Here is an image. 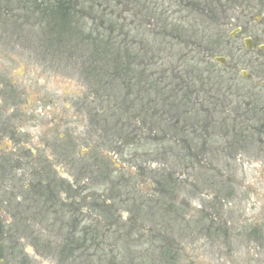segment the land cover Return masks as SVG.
Listing matches in <instances>:
<instances>
[{
	"label": "rangeland",
	"instance_id": "1",
	"mask_svg": "<svg viewBox=\"0 0 264 264\" xmlns=\"http://www.w3.org/2000/svg\"><path fill=\"white\" fill-rule=\"evenodd\" d=\"M163 1L165 6L161 5L160 10H166L167 15H171L168 22H174L184 16L176 14V10L168 6L170 0ZM262 2L263 5H261ZM37 3L40 1L0 0V69L7 67L9 79L16 80L19 86L25 87L27 101L25 104L27 105H33V102L40 98L48 101L51 95L60 100L59 107H64L66 102H70L74 116L72 128L74 134L86 131V124L95 133H97V127L100 130L103 129L104 134L100 137H103L104 141L101 142L99 152L112 159L116 145L119 142V145L124 143L126 145V142L130 140V122L134 125L138 118L139 127L146 130L153 127L155 118H152L151 112H147L150 109L148 100H153L154 92L150 86L147 87L148 91L150 90L149 93L141 92L145 89L144 83L137 86L135 81L139 72L133 76V82L129 80L131 91L127 89V80L114 82L112 88L105 90L102 81L105 77L106 65L110 64L113 69L116 67L114 65L120 64L118 53H116L118 48H128L134 51L133 55L143 57L147 47H156L158 43L155 42L154 35L149 29L145 28L146 34L131 29L134 34V37H131L133 40L136 35L148 37L143 40L142 49L140 43L126 45L123 43L124 38L121 37L120 30L116 28L117 36L114 38L116 52L114 53V46H108L104 39L100 42L96 38V31L93 35L95 42L92 41V37H89L91 28L86 21L84 24L74 18L73 32L70 29L72 18H70V26L65 27L64 22L54 18L55 22L51 21L52 26L49 23L48 27L41 29L38 18L44 19L45 16L41 15L40 10L36 8ZM177 11L180 13L178 9ZM96 12L98 19L102 21L113 19L108 15L103 18L100 11ZM17 17H30L33 25L30 23L24 25V22ZM228 18L230 19L228 24L223 31L221 30L224 34L222 41L218 37L220 33L216 27H213L209 33L201 34L204 35L205 40L203 36L197 39L202 43L200 46L202 50L208 49L213 52L212 60L217 65L215 69H212L216 72L214 74L216 80L214 79L213 82L223 84V90L216 89L221 91L219 92L221 94L216 97L223 99L226 94L228 100L225 104L232 108L242 106L243 100H250L252 97L251 102L254 100L264 108V51L260 50V47L264 46V0H246L242 8L233 12ZM128 19L135 20L132 14L128 15ZM113 20L117 25L120 24V20L116 18ZM138 20L136 19L137 22ZM47 22L44 23L47 24ZM238 29L241 30L238 32ZM246 40H251L250 49H247ZM177 46L183 47L175 43L173 48H176V51L179 50ZM169 52L170 47L164 49L166 56ZM217 57L225 58V63L217 62L215 60ZM94 59L99 60L100 64L94 63ZM161 65L158 67L161 68ZM167 66L164 62V67ZM96 68L98 73L94 74ZM154 69L155 67L148 68L147 75L150 76ZM152 77L148 79L152 81ZM141 80L144 81L145 77ZM96 90L101 93L96 95ZM130 92L131 95L128 96ZM106 94L111 97L108 101ZM215 94H217L216 91ZM237 96L240 97L237 98ZM258 96L260 99H257ZM77 108H83V112L78 113ZM113 109L117 110L116 117H114ZM41 111L45 114V110L41 108ZM53 123L54 121L52 125ZM95 124L99 125L96 127ZM48 127V123L38 124L39 130L34 131L29 128L27 132L38 137L39 133ZM149 132L141 131L142 135L151 138L152 135ZM262 132L260 135L256 133L251 138L239 141L228 132L217 130L216 136H220V140L212 143L216 150L218 148L216 153L211 154L206 151L202 156L200 148L197 150L198 153L194 152L198 157H205L202 159L209 164V166L207 163L204 165L206 169L210 168L212 163L218 166L217 177H213L215 173L212 169L210 174L200 171L196 174L199 179L197 183L191 180L193 177L188 169L178 167L179 161H182V147L171 151V145L169 158L158 156L157 161L156 157H153L155 149L158 148V144L155 143L149 145L143 143L144 145H140L143 146L142 148L131 146L124 150L125 155L120 156V162L116 160L117 165H115V167H119L120 163L124 165L125 178L123 179L119 175L118 177L114 175L113 178L105 177V173L92 164L87 172L94 175L91 182L78 179L79 174L72 177L73 182L76 184L79 181L82 187H84L83 182L90 183L88 189L93 193L91 195L93 199L105 194L110 200L108 205L112 204L124 219H128L131 213L142 218L144 212L138 214L139 210L134 208L137 205L132 202L123 203L128 199L127 190L120 191V184L124 185L125 181L137 183L144 192H149L150 188L152 191L153 188V181L149 178L142 181L139 178L132 179L136 176L139 164L148 165L154 160L152 168L165 165L168 166L169 173L171 171L174 173L175 180L174 183H170L167 199L175 205L168 203L164 209L160 207V210H150L147 218L144 217L142 220L147 226H157L160 230L166 227L165 231L163 229L161 232V235L165 236V242L173 247L178 246L180 251L166 254L165 259L158 258V253L146 252L150 246V237L144 240L134 238L136 242L130 244H134L131 246L133 249L125 251V246H129L125 237L121 239L120 235H110L105 236L104 239L101 238L105 241L103 244L96 241L97 246L90 247L91 249L88 250L87 255L94 256L93 264L99 263L98 257L103 260L101 264H264V130ZM198 133L200 139L201 132ZM186 138L190 141L193 137L187 134ZM82 149L83 155L88 153L86 147L83 146ZM96 155L97 158L91 155L89 159L96 160L94 162L98 164L109 165V162L100 158L97 152ZM135 155L141 158L133 159ZM108 165L105 169L103 168L104 171L107 170ZM76 171L78 170L74 168V174ZM78 173L81 174L80 171ZM69 175L63 173L62 179L70 181ZM35 180L23 178L22 185L26 187L31 181L33 186ZM113 183H119L114 185L115 190L107 185ZM75 187H73L72 211L79 210L76 212L75 217H78L76 219L68 215L70 205L66 210L64 196L59 192L52 195L58 201L56 209L59 205L63 206L62 211L58 213L60 215L57 217L56 226L45 223L48 221H42L39 214L41 203H37L36 200L24 201L25 197H23L20 202L15 199L16 196H12L13 201L8 200L10 202L6 208L8 215L4 216V219L7 222L13 220L12 225L0 227V235L7 236L6 241L0 242V264H91L86 260L87 258L80 257L83 255L81 247H84L85 240H92L89 244L94 242L91 238L98 239L99 234H90L88 238H85L81 231L83 228L87 229L92 221L99 220L100 214L97 209H101V206L95 208L94 205H88L85 199H82L87 195L83 193L84 188ZM36 188L45 190L42 187ZM22 192L27 191L22 190ZM74 192H77V195ZM183 215L187 216L186 219ZM73 221L79 223L77 227L79 235L71 234L74 241L71 246L68 244L67 233H71L72 226L67 225ZM116 223L114 221V224ZM50 238L57 239L58 242L51 241ZM66 245L67 250L75 253L63 251ZM60 253L66 257H78V259L65 263L62 258L59 259Z\"/></svg>",
	"mask_w": 264,
	"mask_h": 264
},
{
	"label": "trees",
	"instance_id": "2",
	"mask_svg": "<svg viewBox=\"0 0 264 264\" xmlns=\"http://www.w3.org/2000/svg\"><path fill=\"white\" fill-rule=\"evenodd\" d=\"M36 1H40V3L36 4V8L40 10L42 13L41 15L45 16L44 19L38 18L41 29L48 27V24L51 23V21L55 22L54 18H59V20L64 22L65 27L71 25L70 18H72V28L70 26L71 32H73L74 18L80 20V22L84 24L86 21L91 28L89 29V37H92V41L95 42L93 35L97 32L95 34L96 38L100 42L104 39V42L108 46H114V53L116 52V44L114 43V38L117 36L116 28L120 30V35L124 38L123 43H126V45H135L134 43H140L141 49L144 44L143 40L148 37L144 35L141 37L136 35V38L133 40V38H131L134 37L132 30L136 29L138 33L146 34L144 29L148 28L154 35L153 37L158 45L151 48L147 47L143 57L133 55L134 51H131L128 48H118V52L116 53H118L120 64L114 65V67H116L113 69L110 64L106 65L105 77L102 81L103 88L105 90L106 88H112L114 82L116 83L117 81L121 82V80H127V89L128 91H131L129 80L131 79L132 81H130L133 82V76L139 72L136 76L138 78L135 81L137 86L144 83L145 89L141 92L149 93L150 90L148 91V86H150V89L154 92L153 100H148L150 109H148L147 112H151L152 118H155L153 127H151L150 130L139 127L138 118L136 119L134 125L130 122L131 132L129 133V142H126V145L125 143L123 145H119V142V146L116 145L115 147V149L119 151L120 156H124V150H127L131 146L142 148L143 146L140 145L143 143H145V145L155 143L158 144V148L160 147V149L156 148V152L153 150L152 154L154 152L153 157L155 156V159L158 161V156L169 158V147L171 145V151L175 150L177 147H182V161H179L180 164H178V167L188 169L189 173L193 177L191 180H193V183H197V180L199 181V179L196 174L200 173V171L210 174V169H212V172L215 173V176L213 177H217L218 166H215L214 163H212L210 164V168L206 169L204 165L207 163L209 166V164L206 160H203L205 157H202V159L200 156L198 157L194 154V152H197L198 148H200L202 156H204L206 151L211 154L217 152L218 148L216 150V147H213L214 144H212L215 140H220V136H216L217 130H224L239 141L240 139H246L248 137L251 138L256 133L258 135L263 133L264 108H262L260 104H257L258 102H254V100L251 102L252 97H250V100H243V105L236 108L226 106L225 103L228 100L226 94L223 99L216 97V95L219 96V94H221L219 93L221 91H217L216 89L223 90V84H216L213 82L216 80L214 76L216 72L212 70L215 69L216 65L212 60L213 52H210L208 49L202 50L200 47L202 43L197 40L198 37L201 36H203L205 40L204 35L201 34L209 33L213 30V27H216L217 31L220 33L218 37L222 41L224 36L222 32L223 28L230 20L228 17H230L233 12H236L237 10L239 11V9L245 4L246 0H170V4L168 6L175 9L176 14L184 15L174 22H168L171 15H167L166 10H160L161 5L165 6V2L163 0ZM261 5H263V2ZM97 10L102 13L103 18L107 15L111 16L113 19L116 18L120 20V24L117 25L116 22L114 23L113 19H103V21L98 19ZM125 14L126 16H124ZM130 14L133 15L135 20L132 21L128 19V15ZM17 18L21 22H24V25L28 23L32 24L30 17ZM136 19H139L138 22ZM46 21H48L47 24H45ZM66 41L69 42L68 40ZM175 43L180 46L182 45L183 47L177 46L179 50L176 51V48H173ZM168 47H170V52L166 56L164 54V49ZM94 60V63L100 64L99 60ZM164 62L168 65L167 67H164ZM160 65L161 68H159ZM154 67V72L148 76L146 70ZM111 69L113 71H111ZM95 73H98V68L94 71V74ZM143 77H145L144 81L141 80ZM148 77H152V81L149 80ZM215 91L217 94H215ZM96 92V95L101 93L98 90H96ZM148 93L147 97L149 96ZM130 95L131 92L128 96ZM105 97H107V101L111 99L108 94H106ZM239 97L240 96H237V98ZM257 99H260L259 96ZM115 111L117 110L113 109L114 117H116ZM193 114L194 117H192ZM142 130H145V132L150 131L149 133L152 135L151 138L147 137V135H142ZM198 132H201L200 139L198 137ZM187 134H189L190 137H193L190 141L186 138ZM222 140H226V138H222ZM193 147L195 149H193ZM136 158H141V156L135 155L133 159ZM153 165L154 160L148 165L146 163H140L136 176L132 177L134 180L139 178L140 181L149 178L153 181L152 191L150 188V190H148L149 192H144L139 184H132L128 181H125L124 185L120 184V191L123 189L124 191L127 190L126 196L128 199L123 201V203L132 202L137 205V207L134 208L139 210L138 214L144 212L142 218H147L150 210H160V207L164 209L165 205L168 203L175 205L174 202H170L169 199H167L170 183H174L175 180L174 173H172V171L169 173L168 166L163 165L154 169L152 168ZM114 175L117 177L119 175L122 179L125 178L124 171L116 174L112 173L110 175H108L107 171H105L104 174L105 177L108 176L112 178ZM116 184L119 183L107 185L112 186L113 190H115L116 186L114 185ZM76 187H82L80 182H76ZM74 193L77 195V192ZM83 193L87 194L85 195V198L82 199H85L84 201L88 205H94L95 208L101 206V209H97L100 214L98 216L99 220L92 221L91 225L88 226L87 229L83 228L81 231L83 237L85 238H88L90 234H99L98 239L91 238L94 240L91 244H89V241L92 240H85L83 242L84 247H81L83 255H80L82 259L85 257L91 264L95 263L94 256L87 255L88 250L91 249L90 247L95 248V246H97L95 243L96 241H99V243L102 242L103 244L105 241L101 238L104 239L110 235H120L121 239H124L125 237L129 244V246H125V251H131L133 249L131 246L134 244H130L136 242L134 238L144 240L149 237L150 240H148L150 241V246H148V248L151 250L148 249L146 252L151 251V253H158V258L165 259L166 254L180 251L178 246L173 247L165 242V236H162L161 232H163V229L165 231L166 227L160 230L157 226H147L146 222L142 220V218L134 216L131 212H129L131 214L128 219H124L122 214H119L118 210L115 209L112 204L108 205L110 200L105 194L97 196L93 199L91 196L93 193H91L90 190L84 189ZM72 205L69 213H71L70 216L75 217L77 216L76 212L79 210L75 209L72 211ZM183 217L186 219L187 216L183 215ZM76 218L78 217H75V219ZM114 221L117 223L114 224ZM67 226H72L70 227L71 233L67 234L68 244L73 246L74 241L72 237L74 235H79L77 230L79 223H75L73 221ZM50 240L57 241V239L52 240V238H50ZM172 242L176 243L175 241ZM67 249L68 246L66 245V248H64L63 251L72 252ZM153 249H155V251ZM60 254L61 256H58L59 259L61 260L62 258V261L65 263L71 262L73 259H78V257L71 258L64 256L62 253ZM161 259L159 260L161 261ZM98 261V264H101L103 260H101V257H98Z\"/></svg>",
	"mask_w": 264,
	"mask_h": 264
},
{
	"label": "flooded vegetation",
	"instance_id": "3",
	"mask_svg": "<svg viewBox=\"0 0 264 264\" xmlns=\"http://www.w3.org/2000/svg\"><path fill=\"white\" fill-rule=\"evenodd\" d=\"M240 30L238 29L237 31L239 32ZM262 47L264 46H261L260 50L263 52L264 49ZM24 88L19 86L16 80L9 79V69L7 67L0 69L1 228L12 225L11 221L13 219L8 222L4 219V216L8 215V210L6 209L10 203L8 200H14L12 196H16L15 199L20 202L25 197L24 201L33 199V201L36 200L37 203H41L39 204L41 205L39 214L42 217V221H48L45 223L56 226L57 217L60 215L58 213L62 211L63 206L59 205L58 209H56L58 201L52 195H56L57 192L62 194L66 210L68 205H70L68 211L70 212L73 203V187L76 186L72 177H76L79 174L80 178L78 179H85L87 182H91L94 175L87 174L91 164L100 169L101 172L105 173L107 171L108 175L124 171L125 168L121 163L119 167H115L117 165L116 160L120 162V153L117 149L114 150V159L99 152L101 142L103 143L104 141V138L100 137V135L104 134L102 132L103 129L100 130L97 127L99 124H95L97 133L86 124V131L74 134L72 130L74 116L70 102H66L64 107H59L61 104L60 100L51 95L48 101H43L40 98L34 101L33 105H27L25 104L27 101ZM41 108L45 110V114L42 113ZM81 112H83V108L78 109V113L81 114ZM52 121H54L53 125ZM45 123H48L49 127L39 133L38 137L27 132L30 129L37 131L39 130L38 124L43 125ZM83 146L88 151L84 155L82 153ZM96 152L100 158L102 157V159L109 162L107 170H103L107 166L104 163L98 164L94 162L96 160L91 161L89 159L91 155L97 158ZM74 168L78 170L76 174L73 172ZM79 171L81 174L78 173ZM63 173L70 174L71 180L64 181L62 179ZM90 176L91 178L89 179ZM23 178L36 180L33 186L30 181V185L25 187L22 185ZM16 182L17 185H15ZM83 184L84 187L81 188L89 190L88 185L90 183L85 184L83 182ZM36 187H42L45 190L41 191ZM22 190L27 192H22ZM52 198L54 199L52 200ZM68 215H71V213H68ZM6 238L7 236L0 235V242L6 241Z\"/></svg>",
	"mask_w": 264,
	"mask_h": 264
},
{
	"label": "water",
	"instance_id": "4",
	"mask_svg": "<svg viewBox=\"0 0 264 264\" xmlns=\"http://www.w3.org/2000/svg\"><path fill=\"white\" fill-rule=\"evenodd\" d=\"M251 45H252L251 40H246L247 49H250L252 47ZM262 48L264 49V47H262ZM215 60L217 62H219L220 64L225 63V58L217 57V58H215Z\"/></svg>",
	"mask_w": 264,
	"mask_h": 264
}]
</instances>
